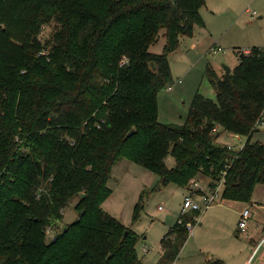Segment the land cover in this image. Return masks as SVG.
<instances>
[{"label":"trees","instance_id":"obj_1","mask_svg":"<svg viewBox=\"0 0 264 264\" xmlns=\"http://www.w3.org/2000/svg\"><path fill=\"white\" fill-rule=\"evenodd\" d=\"M204 4L0 0V264H144L139 236L102 207L122 158L156 173L160 186L210 175L214 188L225 171L221 198L250 202L264 184V143L251 142L264 114V47L238 53L230 73L208 66L216 99L196 92L183 124L158 121L169 55L204 27ZM160 31L162 51L151 53ZM220 129L247 137L242 148L217 142ZM75 197L78 222L57 231ZM199 215L179 214L155 264L177 258Z\"/></svg>","mask_w":264,"mask_h":264},{"label":"rangeland","instance_id":"obj_2","mask_svg":"<svg viewBox=\"0 0 264 264\" xmlns=\"http://www.w3.org/2000/svg\"><path fill=\"white\" fill-rule=\"evenodd\" d=\"M200 15L205 29L195 25L191 36L181 37L177 49L169 55L172 82L157 94L160 123L183 124L196 92L216 99L206 76L208 66L218 74H224L223 66L233 69L238 64V53L249 51L254 46L264 47V0H207ZM164 43L163 31H160L149 51L161 53ZM217 47L221 49L216 50ZM261 124L263 127L264 116ZM251 138V141L264 143V134ZM216 141L236 152L245 141V136L232 135L220 129ZM165 162L167 166H172L173 158L167 156ZM207 177L200 181L207 183L211 176ZM201 182L203 192H206L207 187ZM107 186L111 194L103 201V209L139 236L136 245L139 258L145 264H155L160 251L159 240L176 222L187 189L174 184L160 186L156 173L127 158L113 165ZM258 187L255 195L260 193L264 196V185ZM220 198L219 195L210 208L200 212V219L196 216L198 221L192 224L191 232L188 231L187 243L177 255L179 259L171 264H207L218 257H230L227 249L232 252L237 245L236 219L229 209L224 218L218 214ZM76 201L77 197L73 198L62 211L64 219L58 223L57 231L77 218L74 210ZM139 203L143 207L139 208L138 218L134 220L135 206ZM258 224L264 225L259 220ZM53 233L55 231L49 228L47 239Z\"/></svg>","mask_w":264,"mask_h":264},{"label":"crops","instance_id":"obj_3","mask_svg":"<svg viewBox=\"0 0 264 264\" xmlns=\"http://www.w3.org/2000/svg\"><path fill=\"white\" fill-rule=\"evenodd\" d=\"M206 3H207V0H205V4L202 7H204L206 5ZM202 7H201V9H202ZM201 9H200V13H201ZM204 29H205V23H204L203 30ZM243 52L246 53V52H248V50H244ZM221 74L222 73H219L218 75H221ZM169 89H171V88H169ZM261 122H262V119L259 122V124L257 125V127L255 128V131L252 134V136L264 134V126L262 127L263 123L260 125ZM246 139H247V137H245V141H246ZM256 141H260V140H256ZM251 142H254V141H251ZM204 178L208 179L207 175L200 176V178H198V180L200 181V179H204ZM217 182L218 181H215L214 184H217ZM201 183H203V182H201ZM211 183H212L211 178L209 179V181L207 183H203L204 187L205 186L207 187V191H208V189H209L208 187H210ZM261 185H264V184H260V185L255 186L250 202H241V201L227 200V199L220 198L221 199L220 202L217 203L218 214L219 215L221 214L222 218H224L226 216V214L229 213V210H230L231 214L235 216L236 220H235V224H234V229L237 232V235L235 236L236 240H237V245L232 249V252H229L227 249V252L230 254V257L222 256L221 258L218 257L216 259L217 261H220L221 264H243L251 256L253 250L256 247H259V249L255 255V258H254V264H264V225L260 226L258 224V220L260 222L264 223V200H263L264 196H261L260 193H259V195L256 194L257 196L255 195L257 189L259 188L258 186H261ZM222 189H223V184H221L218 188V195H217L216 199L218 198L219 195H221ZM216 199H215V201H216ZM245 207H247L251 210L252 215L248 219L246 227L244 229H241L238 226L239 219H240V211ZM227 209H229V210H227ZM181 210H180V213H181ZM203 217H204V215L202 216V218ZM171 226H169L167 228V230ZM167 230H166V232H167ZM187 240L185 241L184 245L187 243ZM259 244H261V245H259ZM159 249H160V251H159V254L157 256V259H155L156 261L154 260L155 262H157V260L159 259L160 255H161V248H159ZM226 255H227V253H226ZM178 259L179 258H177L176 261ZM216 260H213V261H216Z\"/></svg>","mask_w":264,"mask_h":264},{"label":"built area","instance_id":"obj_4","mask_svg":"<svg viewBox=\"0 0 264 264\" xmlns=\"http://www.w3.org/2000/svg\"><path fill=\"white\" fill-rule=\"evenodd\" d=\"M220 49H221L220 47L216 48V50H220ZM263 115H262V117H263ZM259 122H258V124H259ZM242 146H243V144L241 146H239L240 148L238 150H240L242 148ZM228 148H230V146H228ZM225 173L226 172L223 171L222 172L223 176L221 177V179L218 180L216 186L214 188H211V186L208 187L209 189L206 192H203V189H202L198 179H192L186 188L187 194L183 200L181 213L183 214L185 212L192 211V210H197V211L201 212V211H204V210L208 209L209 207H211V205L214 203V201L218 195L219 186L224 183ZM251 213H252L251 210L247 207L243 208L240 211V219H239L238 226L241 229H244L246 227L247 221L252 215ZM196 221H198L197 218H196ZM186 225H187L188 231L191 232V230L193 228L192 223L188 222ZM48 232H49V229H47V233ZM259 245H261V244H259ZM258 249H259V247H256L253 250L251 256L243 264H254V258H255V255H256Z\"/></svg>","mask_w":264,"mask_h":264},{"label":"water","instance_id":"obj_5","mask_svg":"<svg viewBox=\"0 0 264 264\" xmlns=\"http://www.w3.org/2000/svg\"><path fill=\"white\" fill-rule=\"evenodd\" d=\"M223 68H224V73H230V71H231V69L229 68V67H227V66H223ZM132 133V131L131 132H129L128 133V136L130 135ZM78 218H76L74 221H73V223H76V222H78ZM66 229H64V231H65ZM53 241H54V238H53Z\"/></svg>","mask_w":264,"mask_h":264}]
</instances>
